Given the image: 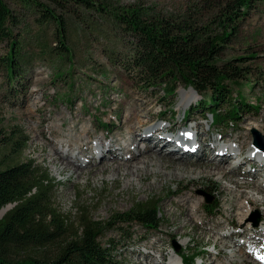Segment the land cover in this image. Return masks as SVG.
Segmentation results:
<instances>
[{
  "label": "rangeland",
  "instance_id": "1",
  "mask_svg": "<svg viewBox=\"0 0 264 264\" xmlns=\"http://www.w3.org/2000/svg\"><path fill=\"white\" fill-rule=\"evenodd\" d=\"M90 1L106 7L109 12L124 13L136 10L141 17L157 19L178 18L198 0ZM10 6L19 18L20 70L13 89L4 72H0V169L25 163L33 167L34 171L46 172L52 183L47 187L52 189L55 204L64 214L72 217L77 216L76 208H88L91 209L95 220L105 222L112 214L127 211L134 203L146 200L160 201L161 224L158 230L146 232L141 226L128 227L129 233L134 234L132 240L123 239L115 229L105 231L101 236L99 241L103 246L108 245L110 240L117 246L113 254L118 264H174L170 263L172 260H175L176 264H184L183 258L186 255H195L194 264H230V252L234 243L243 241L251 254H264V215L261 207L252 205L246 220L240 224L233 214V206L240 201H236L232 195L220 192L210 178H198L192 182L187 178H173L167 182L163 180L157 188L145 189L144 183L137 182L125 187L126 180L121 175L117 180L109 179L107 173L101 177H93L90 174L80 178H75L74 175L69 177L71 171L59 175L56 171L58 166L49 162L50 146L46 147L45 140L38 135L37 125L41 120L48 119L41 123L45 138L57 141V135L47 128L49 125L58 131L56 126L62 122L59 117L61 113L69 115L71 108H74V112L85 116L90 125L89 121L94 125H101L99 120H106L115 125L125 118V110L122 107L139 99L155 103L153 111L156 124L177 125V130L181 133V130H184L181 122L184 110L197 103L200 96L191 88L184 87H179L173 97H164L159 91L157 94L144 92L127 69L131 44L135 40L115 23L112 16L101 17L96 11L80 12L79 18L67 15L64 32L69 51L64 53L58 47L56 24L41 23L39 12L34 8L16 3H11ZM235 25L236 35L222 60L254 56L246 62L251 73L239 84L243 85L248 102L258 103L259 108L256 112H241L238 120L231 126L220 125L213 128H209L211 116L205 119L202 113L195 114L185 127L191 128L197 124L199 133L200 130L203 131L201 136L197 137L198 134L192 129V133L179 136L183 143L191 137L196 138L193 150L199 148L200 142L204 145L197 155L190 158L191 165L200 160L212 159L214 152L207 150L213 145L212 140L217 139L221 145H225L224 141L228 136L242 138L246 134L249 143L246 140L242 153L237 155L242 159L250 155L251 160L255 157L259 159V163L262 161L259 156L264 157V153L253 146L254 130L264 136V1L252 2L247 14L240 17ZM6 51L1 46L0 56ZM250 83L253 86L248 91L247 86ZM161 108L168 110L165 117L161 116ZM169 118L170 121L167 120ZM258 125L261 129L253 127ZM143 129L146 130L147 127ZM168 134L172 136L173 132H166L164 136ZM172 137L174 140L175 137ZM261 141L264 143V139ZM228 143L233 145L232 142ZM138 144L144 149L145 143L138 140ZM43 145L45 153L41 152ZM86 149L73 148L70 151H75L77 158L85 164L98 163L95 153ZM171 149L172 147H168L167 150ZM134 152H138V146L128 154L122 153L131 156ZM229 162L222 164L227 166ZM242 162L236 173L254 171V167L256 168L252 161V164L245 160ZM162 164V167H166V172L171 171L170 165ZM232 165L234 164L230 166ZM230 166L225 167V170H229ZM234 174L227 172L226 175L234 177ZM226 179H219L218 176L214 178L219 185L225 184ZM149 181L154 182V177L150 176ZM187 184L189 187L185 188L186 190L180 189ZM241 190L246 191L243 188ZM177 191V194H173ZM186 194L199 197V212L196 220L186 226L184 235L174 234L178 226L174 220L181 214V199ZM205 205L211 210L215 206L218 207L214 216L206 213ZM8 206L9 210L13 207ZM214 230L217 231L214 233ZM203 231L207 233L201 235ZM244 231L245 234H242ZM230 232L235 234L227 240V246H218L215 249L212 245L215 243L214 239ZM183 242H186V245H183ZM244 255L245 260L233 264H255L253 258L246 256V251Z\"/></svg>",
  "mask_w": 264,
  "mask_h": 264
},
{
  "label": "trees",
  "instance_id": "2",
  "mask_svg": "<svg viewBox=\"0 0 264 264\" xmlns=\"http://www.w3.org/2000/svg\"><path fill=\"white\" fill-rule=\"evenodd\" d=\"M263 1L198 0L178 18L156 19L141 17L136 10L109 12L90 0H0V47L7 50L0 56V72L12 88L20 70V37L19 18L11 3L34 8L41 23L56 24L58 47L64 53L69 51L65 17L79 18L80 12L96 11L101 17L112 16L134 38L127 69L144 92L173 97L179 87L191 88L200 99L183 112L182 123L202 113L205 119L211 116L209 128L231 126L241 112L259 108L258 103L248 102L239 84L251 73L246 62L254 56L222 57L236 35L235 23L247 14L252 2ZM252 86H247L248 91ZM166 111L160 109L162 115ZM99 122L105 127L109 124ZM33 169L25 163L0 169V210L13 205L0 219V264H118L113 241L106 246L99 241L105 231L115 229L123 239L132 240L134 234L128 227L141 226L146 232L160 228V201L134 203L105 222L95 220L88 208H76V217L64 214L47 187L52 184L48 174ZM217 208L205 205L210 216ZM194 256L186 255L184 264H194Z\"/></svg>",
  "mask_w": 264,
  "mask_h": 264
},
{
  "label": "bare ground",
  "instance_id": "3",
  "mask_svg": "<svg viewBox=\"0 0 264 264\" xmlns=\"http://www.w3.org/2000/svg\"><path fill=\"white\" fill-rule=\"evenodd\" d=\"M154 105V102L139 99L131 101L122 107L125 110L124 120L117 122L115 125L109 123L106 128L103 125H94L92 121H89L91 122L90 125L85 116H81L79 112H74V108H71V114H60L59 117L62 122L59 126H56L58 131H55L53 127L48 125L47 129L52 130L57 135V141L45 138L41 123L48 119L41 120L37 125L38 135L45 140L46 147L50 146V153L48 154L49 162L58 166L56 171L59 175L71 171L72 174L69 177L74 175L75 178H80L90 174L93 177H101V175L107 173L111 180H117V177L121 175L126 180L125 187L137 182L138 184L144 183L146 185L145 189L157 188L163 180L167 182L173 178L178 180L187 178L189 182L195 181L198 178H210L214 182V187L219 188L220 192L232 195L236 198V201H240L233 206V214L240 224L246 220L252 205L260 206L264 215V195H262L264 191V169H262L264 168V157L259 156L260 160H262L259 163V159H255V157H252L251 160L250 155L243 159L238 156L244 149L245 141L248 140L249 143L248 135L246 134L242 138L228 136V138H225V145H221L217 139L212 140L213 145L207 148L208 151L214 152L213 157H211L212 159L209 161L200 160L191 165L190 158L197 155L204 145L202 146L200 142L199 148L193 150L196 138L191 137L186 143H183L179 139V136L188 135L193 126L197 127L198 125L194 124L191 128H189L190 126L185 127L184 130H181V134L177 130V125L166 126L165 124H156V117L153 111ZM162 117L165 116L163 115ZM167 120L170 121L171 118ZM146 127V130L143 129ZM253 127L261 129L259 125V128L257 126ZM262 127H264V122ZM171 131L174 133L172 134L175 137L174 140L169 134L164 136L166 132ZM200 132L201 134L203 133L201 130ZM138 140L143 142V144L145 143L144 149L139 146ZM122 142L123 144H120ZM228 142H232L233 145H230ZM137 146L138 152H134L131 156L124 155V153H130ZM168 147H172V149L167 150ZM73 148L77 150L87 148L86 150L95 153L97 160L94 159L99 162L94 164L88 162V164H85L80 158H77L75 151H70ZM41 152L45 153V145L42 146ZM174 152L179 154H173ZM243 160L250 163L252 161L256 166V168L254 167V171L236 173L239 166L241 167ZM228 161L230 162L227 166L234 165L230 166L229 170L226 171L225 167L227 166H224L222 163H227ZM162 163L170 165L171 171L166 172V167H162ZM227 172L235 173L234 177L227 176ZM150 176L154 177V182L149 181ZM216 176L219 179L227 178L225 184L219 185V182L214 180ZM251 178H256V182L252 181L253 179ZM188 185H183L180 189L188 188ZM242 188L246 189V191H242ZM177 193L178 191L175 194ZM181 206L183 207L181 214L174 220L178 223L174 234L180 233L184 235L186 233V226L193 223L197 218L199 197L193 194H186L181 199ZM8 210L9 206L1 209L0 217L4 216ZM182 221H185V223H182ZM215 231L217 230H214V233ZM206 233V231H203L201 235H205ZM234 234V232L225 233L223 237L214 239L215 243L212 244L213 247L215 249L218 246L226 247L227 240L233 238ZM242 234H245V231ZM244 244V241L234 243L233 249L230 252V264L245 260V251L246 256L253 258L255 264H264L263 252H260V254H263L261 256L251 254L252 252H249ZM183 245H186V242H183ZM170 263L176 264L175 260H172Z\"/></svg>",
  "mask_w": 264,
  "mask_h": 264
},
{
  "label": "water",
  "instance_id": "4",
  "mask_svg": "<svg viewBox=\"0 0 264 264\" xmlns=\"http://www.w3.org/2000/svg\"><path fill=\"white\" fill-rule=\"evenodd\" d=\"M253 133H254L253 145L264 152V143L261 141V139H264V136H261L255 130L253 131ZM255 223H257V222H255Z\"/></svg>",
  "mask_w": 264,
  "mask_h": 264
}]
</instances>
